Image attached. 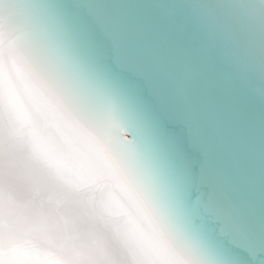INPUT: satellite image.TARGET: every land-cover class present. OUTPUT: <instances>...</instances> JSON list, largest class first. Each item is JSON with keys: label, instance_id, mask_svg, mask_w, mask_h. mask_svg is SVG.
Segmentation results:
<instances>
[{"label": "snow or ice", "instance_id": "snow-or-ice-1", "mask_svg": "<svg viewBox=\"0 0 264 264\" xmlns=\"http://www.w3.org/2000/svg\"><path fill=\"white\" fill-rule=\"evenodd\" d=\"M237 2L0 0V40L70 98L122 102L129 175L188 264H264V25Z\"/></svg>", "mask_w": 264, "mask_h": 264}, {"label": "bare ground", "instance_id": "bare-ground-1", "mask_svg": "<svg viewBox=\"0 0 264 264\" xmlns=\"http://www.w3.org/2000/svg\"><path fill=\"white\" fill-rule=\"evenodd\" d=\"M264 25V0H238ZM140 129L104 90L68 91L0 40V264H188L130 177Z\"/></svg>", "mask_w": 264, "mask_h": 264}]
</instances>
